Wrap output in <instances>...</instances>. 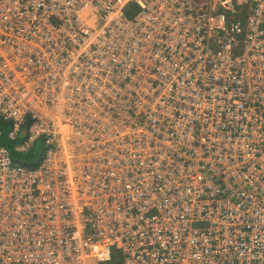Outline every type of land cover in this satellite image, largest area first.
Returning <instances> with one entry per match:
<instances>
[{"label":"built area","instance_id":"obj_1","mask_svg":"<svg viewBox=\"0 0 264 264\" xmlns=\"http://www.w3.org/2000/svg\"><path fill=\"white\" fill-rule=\"evenodd\" d=\"M0 119V264H264V0H0Z\"/></svg>","mask_w":264,"mask_h":264},{"label":"trees","instance_id":"obj_2","mask_svg":"<svg viewBox=\"0 0 264 264\" xmlns=\"http://www.w3.org/2000/svg\"><path fill=\"white\" fill-rule=\"evenodd\" d=\"M132 8L134 9V5L129 8V12ZM0 123L3 129L0 146H5L10 149L14 161L25 164L28 167H34L38 165L45 152L44 138L36 139L28 150L18 151L15 147L25 138V128H23L22 133H20L17 138L11 139L9 137V131L12 128V123L10 121H0ZM29 123L30 120L27 119V122L24 125H29Z\"/></svg>","mask_w":264,"mask_h":264},{"label":"rangeland","instance_id":"obj_3","mask_svg":"<svg viewBox=\"0 0 264 264\" xmlns=\"http://www.w3.org/2000/svg\"><path fill=\"white\" fill-rule=\"evenodd\" d=\"M242 2L243 1H237V3H242ZM232 18L235 19L234 16H232ZM237 20H239L241 22H244L245 21V15L244 14L241 15V17H238ZM115 254H116V257L113 260V264H122V257L116 251H115Z\"/></svg>","mask_w":264,"mask_h":264}]
</instances>
